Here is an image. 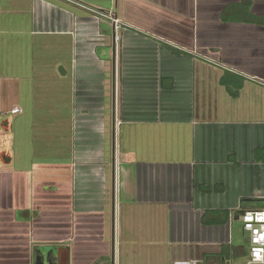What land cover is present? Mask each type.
<instances>
[{
    "label": "crops",
    "instance_id": "crops-1",
    "mask_svg": "<svg viewBox=\"0 0 264 264\" xmlns=\"http://www.w3.org/2000/svg\"><path fill=\"white\" fill-rule=\"evenodd\" d=\"M247 210L264 0H0V264H253Z\"/></svg>",
    "mask_w": 264,
    "mask_h": 264
},
{
    "label": "built area",
    "instance_id": "built-area-1",
    "mask_svg": "<svg viewBox=\"0 0 264 264\" xmlns=\"http://www.w3.org/2000/svg\"><path fill=\"white\" fill-rule=\"evenodd\" d=\"M67 1V0H65ZM94 14L101 17H109L106 14L92 10L86 6H81ZM113 19V18H112ZM115 24H119V20H114ZM20 112L14 109L13 113ZM241 221L245 232L250 234V262L253 264H264V210H247L241 215ZM173 264H197L196 261H175Z\"/></svg>",
    "mask_w": 264,
    "mask_h": 264
},
{
    "label": "trees",
    "instance_id": "trees-1",
    "mask_svg": "<svg viewBox=\"0 0 264 264\" xmlns=\"http://www.w3.org/2000/svg\"><path fill=\"white\" fill-rule=\"evenodd\" d=\"M230 92H231V94H232L234 97H236V96L238 95V92H237V91H234V90L232 91V90H231ZM203 223H204V224H209V222H208L206 219L203 220Z\"/></svg>",
    "mask_w": 264,
    "mask_h": 264
}]
</instances>
